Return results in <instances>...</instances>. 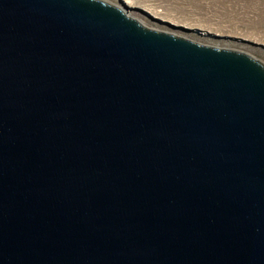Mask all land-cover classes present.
Returning <instances> with one entry per match:
<instances>
[{"label": "water", "instance_id": "95a60500", "mask_svg": "<svg viewBox=\"0 0 264 264\" xmlns=\"http://www.w3.org/2000/svg\"><path fill=\"white\" fill-rule=\"evenodd\" d=\"M0 264H264V64L0 0Z\"/></svg>", "mask_w": 264, "mask_h": 264}, {"label": "rangeland", "instance_id": "374dc122", "mask_svg": "<svg viewBox=\"0 0 264 264\" xmlns=\"http://www.w3.org/2000/svg\"><path fill=\"white\" fill-rule=\"evenodd\" d=\"M105 1L150 28L242 51L264 64V0H125L127 5L123 0Z\"/></svg>", "mask_w": 264, "mask_h": 264}, {"label": "bare ground", "instance_id": "6f19581e", "mask_svg": "<svg viewBox=\"0 0 264 264\" xmlns=\"http://www.w3.org/2000/svg\"><path fill=\"white\" fill-rule=\"evenodd\" d=\"M125 1V0H124ZM127 4V3H126Z\"/></svg>", "mask_w": 264, "mask_h": 264}]
</instances>
